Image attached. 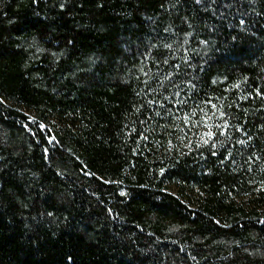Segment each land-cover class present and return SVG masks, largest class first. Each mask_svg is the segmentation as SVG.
I'll return each mask as SVG.
<instances>
[{
  "label": "trees",
  "instance_id": "obj_1",
  "mask_svg": "<svg viewBox=\"0 0 264 264\" xmlns=\"http://www.w3.org/2000/svg\"><path fill=\"white\" fill-rule=\"evenodd\" d=\"M0 264H264V0H0Z\"/></svg>",
  "mask_w": 264,
  "mask_h": 264
}]
</instances>
